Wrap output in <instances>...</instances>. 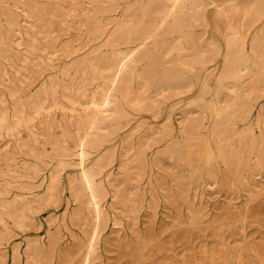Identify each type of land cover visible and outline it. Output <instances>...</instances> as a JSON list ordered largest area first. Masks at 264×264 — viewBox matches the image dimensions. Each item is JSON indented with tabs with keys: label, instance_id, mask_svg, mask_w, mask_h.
<instances>
[{
	"label": "rangeland",
	"instance_id": "rangeland-1",
	"mask_svg": "<svg viewBox=\"0 0 264 264\" xmlns=\"http://www.w3.org/2000/svg\"><path fill=\"white\" fill-rule=\"evenodd\" d=\"M256 1L211 0L196 32L217 56L186 72L192 90H149L118 116L112 66H90L121 60L140 92L139 0H0V264H264ZM177 38L167 24L148 47ZM242 46L254 67L239 73Z\"/></svg>",
	"mask_w": 264,
	"mask_h": 264
},
{
	"label": "bare ground",
	"instance_id": "bare-ground-1",
	"mask_svg": "<svg viewBox=\"0 0 264 264\" xmlns=\"http://www.w3.org/2000/svg\"><path fill=\"white\" fill-rule=\"evenodd\" d=\"M186 1L187 2H183L182 0H169V2H166L164 0H139V9L144 14V26L139 30L132 41V44H134L133 50L141 53L139 60L145 61V69L139 76L138 80L141 88L139 93L133 94L131 92L130 84L132 81L126 75L125 68L121 60L117 61L113 58L106 59L105 57V59L103 58L97 63L94 62L95 64L93 63V65L90 64L91 73L93 74L99 71L103 72L100 70L103 65L109 64L112 66V70L108 75V80L111 84L110 86L121 97L120 101L117 103L118 116H121L122 114V108H120V105L124 103L123 101L132 104V106H139L147 100L146 93L149 90H153L157 92V95L161 96H165L169 94V92L173 95L190 92L192 90V83L186 77V72L194 71L197 68L207 67L216 58L217 55L213 56L200 47V41L203 40V37L202 35H197L196 32L197 27H202L206 24L205 14L208 6L212 3L211 0ZM263 22L264 0H257L252 5L250 13L245 20L244 30L249 34ZM167 24L169 25V31L178 36L176 41L171 45L160 42L157 44L155 50H153V48H149L148 46L150 41H152L155 37V32L160 27ZM263 29L257 34V37H255L250 49L259 54L257 48L258 46L256 45H259L258 43H260V53L264 57ZM231 53H233L232 48L228 49L227 55L230 56ZM240 53L243 54V57H241L240 60H237L236 65L238 66V72L244 73V71H249L254 66L249 64L248 60L250 59H246L247 57H245V54L248 53V50H246L244 46L241 47ZM258 57L259 56H257V58ZM133 60H135V58ZM262 61L258 64L259 66L257 65L258 67L262 66ZM170 62L172 65L168 66L167 63ZM239 75H235L231 80L236 84V86L239 84ZM226 88L228 89V87ZM231 90L233 91L234 89ZM105 140L106 138L104 140L102 138V141ZM50 187V195H53L58 189L57 180L53 179ZM15 223L17 227L24 228L26 218L20 214L15 218Z\"/></svg>",
	"mask_w": 264,
	"mask_h": 264
}]
</instances>
